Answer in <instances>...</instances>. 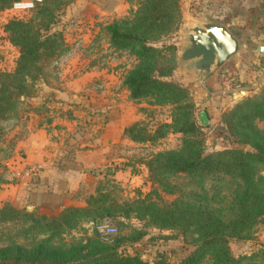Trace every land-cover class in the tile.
Wrapping results in <instances>:
<instances>
[{"label":"rangeland","instance_id":"1","mask_svg":"<svg viewBox=\"0 0 264 264\" xmlns=\"http://www.w3.org/2000/svg\"><path fill=\"white\" fill-rule=\"evenodd\" d=\"M145 1L43 0L29 12L18 14L9 6L0 11V74L11 73L19 58L18 48L4 32L10 20L41 25L45 41L36 60L27 61L28 69L38 71L26 79L33 85L32 95L21 97L0 120V244L29 247L44 239L52 247L69 246L95 234L105 244L121 240L119 253L149 264L159 258L177 264L194 252L189 234L153 226L140 204L144 201L152 206L150 211H160L177 191L194 189V180L163 171L149 173L144 164L184 147L187 136L176 131L184 125L182 116L190 104L205 154L247 150L233 143L223 116L247 99H264V0H179L177 24L165 23L164 34L146 47L161 57L163 77L154 71V78L179 87L183 94L148 90L132 99L126 81L143 55L138 44L113 39L111 28L124 34ZM171 11L167 7L166 15ZM199 23L219 25L239 39L237 52L205 79L191 63L178 62L187 46V28ZM243 44H248L246 49ZM200 114L205 125L199 123ZM252 126L264 130L259 119ZM131 129L136 138L128 133ZM41 146L45 167L74 180L59 204L37 200L28 188L43 168L34 166L38 172L29 176L33 167L25 164L26 153L34 155ZM107 211L120 217L95 218L94 213ZM105 227L115 232L103 237L99 230ZM228 242L233 259L250 257L264 264V220L249 240ZM204 259L200 264H211L207 256Z\"/></svg>","mask_w":264,"mask_h":264},{"label":"trees","instance_id":"2","mask_svg":"<svg viewBox=\"0 0 264 264\" xmlns=\"http://www.w3.org/2000/svg\"><path fill=\"white\" fill-rule=\"evenodd\" d=\"M14 1L0 0V11L7 6L10 8ZM178 2L146 0V7L134 16L124 34H119L116 27L111 28L113 39L138 44L143 55L140 66L126 81L132 99L144 96L148 90L183 94L179 87L166 85L154 78V71H157L158 78L163 77L158 68L161 57L151 46L146 47L164 34L165 23L177 24ZM167 7L172 9L171 14L166 15ZM40 27H30L27 22L18 19L10 20L4 27L8 40L19 50V58L11 73L0 74V120L13 111L21 97L32 95L33 85L26 79L30 73L38 71L28 69L27 61L36 60L38 51L45 44ZM258 119L264 123V99L260 102L247 99L233 108L223 116V123L233 143L247 150L231 149L207 155L201 141L202 132L194 121L193 106L190 104L188 112L182 116L184 125L176 131L187 136L184 147L178 152L158 154L144 164L149 173L163 171L189 177L195 182L194 189L189 192L177 191L173 187L171 190L179 195L160 211H150L152 206L145 205L144 201L140 203L144 218L153 226L162 230H179L192 238L194 252L177 264H200L205 256L211 264H258L250 257L235 260L228 249V241L249 240L256 224L264 220V130L251 127ZM137 131L143 133L142 130ZM128 133L132 135L133 130ZM132 137L136 138V135ZM150 179L159 186H166L162 184L163 180ZM3 212L1 209L0 213ZM94 214L99 219L102 215L105 218L120 217L109 211ZM24 216L30 217L27 214ZM36 227L34 225L32 231H36ZM98 238L93 234L84 242L59 247L48 245V240L44 239L35 240L29 247L19 243H2L0 264H149L136 256L119 253L117 245L121 240L105 244ZM152 264L172 263L159 258Z\"/></svg>","mask_w":264,"mask_h":264},{"label":"water","instance_id":"3","mask_svg":"<svg viewBox=\"0 0 264 264\" xmlns=\"http://www.w3.org/2000/svg\"><path fill=\"white\" fill-rule=\"evenodd\" d=\"M187 34V46L181 52L178 62L191 63L193 70L203 79L209 77L238 50L237 40L219 25L199 23L188 27ZM199 121L201 125L206 124L204 114L199 115Z\"/></svg>","mask_w":264,"mask_h":264},{"label":"crops","instance_id":"4","mask_svg":"<svg viewBox=\"0 0 264 264\" xmlns=\"http://www.w3.org/2000/svg\"><path fill=\"white\" fill-rule=\"evenodd\" d=\"M234 38L239 43V39L236 37ZM245 45L244 48L246 49L248 44ZM259 49L260 48L257 47V51H259ZM42 148L43 147L41 146L39 147V149H36V154L34 155H32L31 153H26L27 157L25 159V164H28L29 168L33 167L29 171V176L35 175L34 170L37 168L34 166H39V168H43V171L39 173V177L38 175L34 177L33 181L35 182H32V184H30L28 188L33 189V191L30 193H32V196L37 198V200L39 199L40 201L41 198V202L43 203L59 204L63 197L68 196L71 190L69 184L74 182V180H72L71 177L69 178L68 175L64 179L63 176H59L49 168L45 167L48 165V162H46L47 160L43 159L41 156ZM22 176L26 177L25 175ZM61 181H63V185L61 184Z\"/></svg>","mask_w":264,"mask_h":264},{"label":"built area","instance_id":"5","mask_svg":"<svg viewBox=\"0 0 264 264\" xmlns=\"http://www.w3.org/2000/svg\"><path fill=\"white\" fill-rule=\"evenodd\" d=\"M43 0H15L13 4L10 7V11L21 14L25 12H29L39 4L42 3ZM100 234H102L103 237L110 236L115 231L114 229L110 228H103L99 230Z\"/></svg>","mask_w":264,"mask_h":264}]
</instances>
